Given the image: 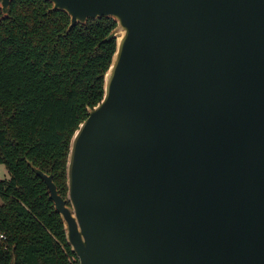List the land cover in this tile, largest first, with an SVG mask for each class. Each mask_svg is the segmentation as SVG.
<instances>
[{
	"label": "water",
	"instance_id": "water-1",
	"mask_svg": "<svg viewBox=\"0 0 264 264\" xmlns=\"http://www.w3.org/2000/svg\"><path fill=\"white\" fill-rule=\"evenodd\" d=\"M44 1L116 22L66 198L30 164L78 264H264V0Z\"/></svg>",
	"mask_w": 264,
	"mask_h": 264
},
{
	"label": "trees",
	"instance_id": "trees-1",
	"mask_svg": "<svg viewBox=\"0 0 264 264\" xmlns=\"http://www.w3.org/2000/svg\"><path fill=\"white\" fill-rule=\"evenodd\" d=\"M44 0H13L0 10V264H78L63 221L30 164L67 196L70 142L103 97L115 40L111 18H70Z\"/></svg>",
	"mask_w": 264,
	"mask_h": 264
},
{
	"label": "rangeland",
	"instance_id": "rangeland-1",
	"mask_svg": "<svg viewBox=\"0 0 264 264\" xmlns=\"http://www.w3.org/2000/svg\"><path fill=\"white\" fill-rule=\"evenodd\" d=\"M9 178L8 172L4 164H0V181L7 180Z\"/></svg>",
	"mask_w": 264,
	"mask_h": 264
},
{
	"label": "built area",
	"instance_id": "built-area-1",
	"mask_svg": "<svg viewBox=\"0 0 264 264\" xmlns=\"http://www.w3.org/2000/svg\"><path fill=\"white\" fill-rule=\"evenodd\" d=\"M5 238L2 234H0V240L3 241Z\"/></svg>",
	"mask_w": 264,
	"mask_h": 264
}]
</instances>
